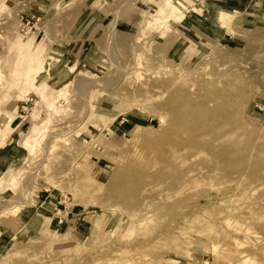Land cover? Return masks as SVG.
<instances>
[{
  "label": "rangeland",
  "instance_id": "374dc122",
  "mask_svg": "<svg viewBox=\"0 0 264 264\" xmlns=\"http://www.w3.org/2000/svg\"><path fill=\"white\" fill-rule=\"evenodd\" d=\"M0 264H264V0H0Z\"/></svg>",
  "mask_w": 264,
  "mask_h": 264
}]
</instances>
